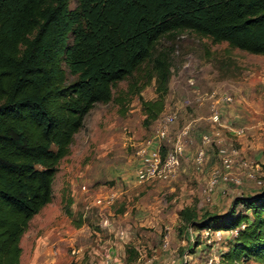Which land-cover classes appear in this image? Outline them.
<instances>
[{
    "label": "rangeland",
    "instance_id": "374dc122",
    "mask_svg": "<svg viewBox=\"0 0 264 264\" xmlns=\"http://www.w3.org/2000/svg\"><path fill=\"white\" fill-rule=\"evenodd\" d=\"M160 53L167 55L169 72L160 116L177 113L172 139L189 127L176 175L166 181H134L136 152L154 127L143 123L141 99L155 100L161 93L148 62L118 83L113 101L96 103L86 115L70 153L58 165L52 201L21 237L19 264H106L108 251V264H205L211 256L219 263L243 264L222 259L231 236L223 243L207 242L202 229L192 228L190 238L178 212L191 205L199 216L225 214L236 197L264 190V55L212 43L190 31L162 37L153 55ZM134 82L138 91L129 93ZM213 106L219 123L209 119ZM204 134L210 137L205 144ZM200 149L204 159L196 164ZM225 155L231 159L228 168ZM215 172L222 177L210 189ZM110 192L114 201L103 205ZM104 218L109 227L102 226Z\"/></svg>",
    "mask_w": 264,
    "mask_h": 264
},
{
    "label": "trees",
    "instance_id": "16d2710c",
    "mask_svg": "<svg viewBox=\"0 0 264 264\" xmlns=\"http://www.w3.org/2000/svg\"><path fill=\"white\" fill-rule=\"evenodd\" d=\"M71 1L0 0V264L20 263L21 237L52 201L58 165L86 115L148 62L161 93L141 99L143 123L160 116L168 58L153 51L162 37L190 31L264 55V0ZM178 218L186 232L238 229L222 259L264 264V190L236 197L225 214L199 216L189 205Z\"/></svg>",
    "mask_w": 264,
    "mask_h": 264
},
{
    "label": "built area",
    "instance_id": "2783aa9c",
    "mask_svg": "<svg viewBox=\"0 0 264 264\" xmlns=\"http://www.w3.org/2000/svg\"><path fill=\"white\" fill-rule=\"evenodd\" d=\"M216 93H212L210 98H213ZM224 101H230L231 98L224 96L221 98ZM177 113L174 111L165 113L157 118L154 122L152 137L147 139L143 146H140L137 150V155L139 157V164L135 171L134 181L137 184L149 183L155 181H166L172 179L180 166V158L183 153V141L188 135L189 127H183L179 133L172 139L170 137V126L176 121ZM210 121L214 123H219L220 115L218 110L213 106L210 115ZM218 135V133H216ZM210 137L208 134H204L201 137L203 144L208 143ZM169 143V144H166ZM225 149H220V153H225ZM204 159L203 150H199L195 156L196 164H201ZM224 168H228L231 163V159L225 155L223 158ZM250 177H254L253 173H248ZM220 172L212 176L209 181V188L211 189L217 182L218 177H220ZM222 177V175H221ZM223 180L227 179L223 175ZM230 180L238 182L237 179ZM259 182V181H258ZM115 193L110 192L105 197L103 205H110L114 201ZM98 204H101V201H98ZM105 207V206H104ZM109 220L104 218L102 220L103 227H109ZM244 225L241 226L243 228ZM192 228H187V234L189 237H192L191 233ZM238 229L233 230H213L212 228H203L202 233L203 237L207 239V242L216 241L217 243H223V238H229L230 236H236ZM120 235H123V232H120ZM226 235V236H225ZM213 238V240L211 239ZM105 263L108 264L111 261V256L109 251L105 254ZM205 264H223L218 262V257L211 256L209 257Z\"/></svg>",
    "mask_w": 264,
    "mask_h": 264
}]
</instances>
